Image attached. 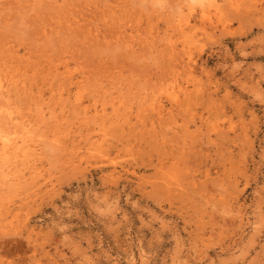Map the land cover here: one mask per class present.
<instances>
[{
	"label": "rangeland",
	"instance_id": "1",
	"mask_svg": "<svg viewBox=\"0 0 264 264\" xmlns=\"http://www.w3.org/2000/svg\"><path fill=\"white\" fill-rule=\"evenodd\" d=\"M195 2L0 0V264H264V0Z\"/></svg>",
	"mask_w": 264,
	"mask_h": 264
},
{
	"label": "bare ground",
	"instance_id": "2",
	"mask_svg": "<svg viewBox=\"0 0 264 264\" xmlns=\"http://www.w3.org/2000/svg\"><path fill=\"white\" fill-rule=\"evenodd\" d=\"M192 1V0H191ZM196 1V2H195ZM204 1H206V0H204ZM193 2H195V4L197 3V0H193ZM199 2V1H198ZM201 2V1H200ZM235 3V2H234ZM194 4V3H193ZM198 4H201V3H198ZM233 5V4H232ZM192 8H193V6H192ZM208 15V14H207ZM205 16V18L207 19V17L209 16ZM209 18V17H208ZM208 20V19H207ZM208 22V21H207ZM203 27H205V26H203ZM206 28V27H205ZM3 59V58H2ZM190 61V60H189ZM10 62V61H9ZM2 65H3V63H2ZM18 69H16V71H17ZM15 71V70H14ZM9 73H11L10 72V69H9V67H7V68H5V69H0V102H1V99H3V100H8L9 98H10V95H11V92H12V90L13 89H17V90H21V91H23V92H25L26 91V86H25V84L24 85H21L20 86V82L21 81H19L18 79H14L13 77L11 78V76H9ZM13 93V92H12ZM14 95H15V92L13 93ZM23 95V94H22ZM11 100H9L8 102H10ZM3 103H6L5 105H7L8 103H7V101L6 102H3ZM1 104V103H0ZM0 106H2V104L0 105ZM9 108H11V106L9 107ZM8 109V108H7ZM10 110H12V108L10 109ZM2 111L4 112V115H2L3 113H2ZM7 111H9V110H7ZM6 110H1L0 111V113H2L1 114V116H4V118H5V122H6V126H9L8 128H10V129H7L6 127H3V125H2V127L3 128H6V129H1L0 128V169H2L3 168V166L8 162V161H12V159H15L16 161L18 160L19 161V159H24V161H25V159H27V160H29V158L30 157H39L40 156V153L38 152V151H40L41 150V143L43 142V141H45L42 137H40V135H42V136H44L43 134H41V133H37L38 134V137H40L41 139H43V141L40 139V140H38V141H42L40 144L41 145H38L37 143H36V140H35V138H34V133L31 135V133L29 132V131H23V129H26V127H25V125H23V122L20 120H18V118L14 115V113L13 112H7ZM16 112H17V110H16ZM19 112V111H18ZM43 111H41V113H42ZM114 113V112H113ZM108 114V113H107ZM44 116H45V114H43ZM48 115V114H47ZM19 116V115H18ZM42 116V115H41ZM54 116H56V115H54ZM43 117V116H42ZM42 117H40L41 119H42ZM115 117V116H114ZM39 118V119H40ZM45 118V117H44ZM44 118H43V120H44ZM48 118H52V116L51 117H48ZM7 119V120H6ZM112 119H113V117H112ZM26 120H28V119H26ZM38 120V119H37ZM30 120H28V122H29ZM42 121V120H41ZM55 121V120H54ZM58 121V120H57ZM27 122V124H29ZM37 122H39V121H37ZM3 123V122H2ZM5 125V124H4ZM97 125H99V124H97ZM22 126V128H20ZM29 126V125H28ZM32 127V126H31ZM97 127H99V126H97ZM32 129H34L33 127H32ZM103 130V129H102ZM31 131H35V129L34 130H31ZM99 131V130H98ZM102 132V131H101ZM30 133V134H29ZM40 134V135H39ZM103 135H104V133H102ZM36 136V135H35ZM54 136H56V135H54ZM46 137V136H45ZM47 138V140H49V137H46ZM51 138V137H50ZM100 138H101V136H100ZM98 139V138H97ZM96 139V140H97ZM51 140H53V139H51ZM100 140V139H99ZM50 141V140H49ZM48 141V142H49ZM56 141V140H55ZM48 142H46L47 144H48ZM51 142V141H50ZM45 142H43V145H45L44 144ZM91 143H93L92 141H91ZM91 143H89L90 145L89 146H92V144ZM98 143H100V142H98ZM97 143V144H98ZM54 144H56V143H54ZM53 144V145H54ZM50 145H52V142L50 143ZM52 145V146H53ZM39 146V149L40 150H38L37 149V147ZM44 148V147H43ZM43 148H42V150H43ZM89 148V147H88ZM92 148V147H91ZM90 149V148H89ZM88 149V150H89ZM96 152H98V151H96ZM100 153H102V152H100ZM102 155H104L103 153H102ZM36 158V159H37ZM40 159H42V158H39L38 160H40ZM15 162V161H14ZM22 163H26V162H23V161H21ZM17 163V162H16ZM36 163V162H35ZM32 165V164H31ZM35 167V166H34ZM31 168V167H30Z\"/></svg>",
	"mask_w": 264,
	"mask_h": 264
}]
</instances>
